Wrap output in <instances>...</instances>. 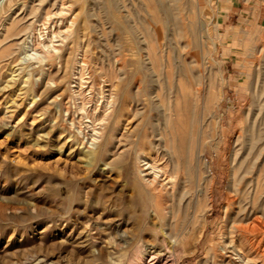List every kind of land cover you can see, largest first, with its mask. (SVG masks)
<instances>
[{
	"label": "rangeland",
	"instance_id": "obj_1",
	"mask_svg": "<svg viewBox=\"0 0 264 264\" xmlns=\"http://www.w3.org/2000/svg\"><path fill=\"white\" fill-rule=\"evenodd\" d=\"M138 146L173 187H142ZM246 261L264 264V0H0V264Z\"/></svg>",
	"mask_w": 264,
	"mask_h": 264
},
{
	"label": "bare ground",
	"instance_id": "obj_2",
	"mask_svg": "<svg viewBox=\"0 0 264 264\" xmlns=\"http://www.w3.org/2000/svg\"><path fill=\"white\" fill-rule=\"evenodd\" d=\"M54 33H55V31H54ZM54 37H56V36H54ZM79 61H81V60H79ZM83 71H84V66L82 65L80 67L79 73L82 75ZM111 104H112V102L108 103L109 106H111ZM118 106H120V105H118ZM102 121L105 122L106 117H104ZM96 140H98V139H96ZM137 150L141 151V153L138 156V164H139L138 165V172H139V182L141 183L142 187L149 190L151 193L156 192V191L158 192L159 187H161L162 189H164V188L169 189L168 187H170V188L173 187L174 186V184H173L174 177L169 172V168H170L169 164L165 161L164 163L157 165V162H158L157 160H161V159H159L158 157L154 158L152 156L151 148L149 149L148 153H146V151L142 147H139V146L137 147ZM144 167H147V168L144 169ZM258 221L259 220L255 221V222H258ZM129 236L130 235L127 231H119V240L120 241L127 242L129 239ZM150 255L152 256L153 260L156 262H160L162 260V259H160V253H158L157 250L156 251L151 250ZM241 258H243V257H241ZM154 261H152V262H154ZM246 262H247L246 264H248V261H246ZM166 264H168V263H166Z\"/></svg>",
	"mask_w": 264,
	"mask_h": 264
},
{
	"label": "crops",
	"instance_id": "obj_3",
	"mask_svg": "<svg viewBox=\"0 0 264 264\" xmlns=\"http://www.w3.org/2000/svg\"><path fill=\"white\" fill-rule=\"evenodd\" d=\"M230 7V6H229ZM234 7H232V9H233ZM239 23V22H238ZM218 26H222V22H220L219 23V25ZM237 26H233V27H231L233 30H232V34H234V32H235V28H236ZM227 36H229V35H227Z\"/></svg>",
	"mask_w": 264,
	"mask_h": 264
}]
</instances>
